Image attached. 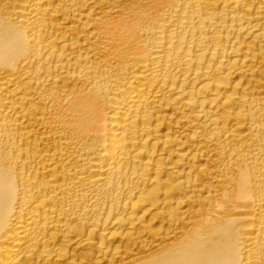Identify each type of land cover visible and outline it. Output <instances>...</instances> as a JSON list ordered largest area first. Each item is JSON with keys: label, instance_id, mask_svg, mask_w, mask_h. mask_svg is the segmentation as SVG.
<instances>
[{"label": "bare ground", "instance_id": "bare-ground-1", "mask_svg": "<svg viewBox=\"0 0 264 264\" xmlns=\"http://www.w3.org/2000/svg\"><path fill=\"white\" fill-rule=\"evenodd\" d=\"M0 264H264V0H0Z\"/></svg>", "mask_w": 264, "mask_h": 264}]
</instances>
